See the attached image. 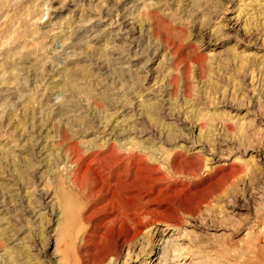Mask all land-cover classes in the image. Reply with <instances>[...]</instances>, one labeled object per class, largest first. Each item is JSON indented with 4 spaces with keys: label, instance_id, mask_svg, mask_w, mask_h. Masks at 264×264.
<instances>
[{
    "label": "rangeland",
    "instance_id": "obj_1",
    "mask_svg": "<svg viewBox=\"0 0 264 264\" xmlns=\"http://www.w3.org/2000/svg\"><path fill=\"white\" fill-rule=\"evenodd\" d=\"M196 2L0 0V264H264V177L253 154L264 145V0ZM131 5L133 53H145L137 68L156 57L154 73L166 77L150 85L139 69L112 64L120 27L109 25ZM159 26L176 28L175 38ZM147 93L153 100L140 107ZM169 106L191 128L180 125L189 148L180 191L156 192L146 228L116 219L94 195L73 229L58 201L56 248L45 194L66 192L71 156L110 152L107 130L134 138L131 121L160 126Z\"/></svg>",
    "mask_w": 264,
    "mask_h": 264
},
{
    "label": "bare ground",
    "instance_id": "obj_2",
    "mask_svg": "<svg viewBox=\"0 0 264 264\" xmlns=\"http://www.w3.org/2000/svg\"><path fill=\"white\" fill-rule=\"evenodd\" d=\"M172 1L180 2V0ZM217 1L219 0H216V2ZM221 1H226L230 4L233 0ZM198 2L201 5H207L210 0H197L196 3L198 4ZM133 8V5H131L120 10V12H118L120 16L118 18L120 19L116 21L112 20L109 25V28L114 25L120 27L112 39L114 46L111 47V53L114 70L123 74L134 72L137 68L138 61L143 58V55L139 54L143 52H137L135 55L133 53V49L136 47V44L134 43L136 31L134 30V26L130 27L133 24L129 23V20L127 19V16L131 13ZM96 26L93 27L96 28ZM155 28L156 27L154 26L153 29ZM176 30L177 29L174 27L165 28L159 26V28H157L159 34L167 36L169 40L175 38L174 35ZM95 38L96 36L93 40L99 42V40ZM167 47L171 48L172 45ZM172 52L173 50H170L169 52L168 49L166 51V53ZM155 58L156 57L146 60L144 66H147V70L145 67L142 68V65L137 68V70H140L139 72H143L145 76L144 79L148 85H150L151 82L156 83L158 78H166L155 75L154 71H156L157 68L153 70L152 67V65L156 63ZM3 61V59H0V62ZM137 70L136 72H138ZM145 91H148V88ZM149 96L150 94L147 93L146 96L142 97L143 101L141 105L143 106L140 105V107H149L145 106L153 100V98L150 99ZM169 109L172 113L165 115L163 118L164 122H158L160 126H157L156 124L147 125V123L143 122L144 118L141 119L140 117L135 121H131L134 124V128H131L133 131L132 134H136V137L134 138L123 137L122 133H119L120 131L115 130L116 128L107 130L105 135L109 140H106L105 144L112 149L110 152L105 151L102 154H93L90 152L86 158L80 157L79 153H74L71 156L72 160H74L72 161L73 164H76L77 167L74 169L73 175H71L72 178H70L67 183L68 189L66 192L63 191V193H60L61 189L60 191L58 190L59 193L56 195L48 194L50 191L45 194V201H49L53 207V221L57 224V228L55 229L57 234H55V236H59L54 240L56 248H58V241L61 240L63 236V233H60V228L65 226L63 222H60L61 215L64 212L61 210L62 208L59 206L60 203L58 204V201L61 202L62 205L63 203L65 204V213L68 215V222L70 226H73V229L76 224L77 209L82 203H85L86 205L92 203L94 195L98 198L97 200L105 203L107 208L113 211V216H115L116 219L120 218L129 220L130 223L136 227L144 226L146 228L151 221L152 224L154 221L153 215L155 212H152L153 210L151 211L152 208H150V204L155 203L157 200H161L159 197L160 195L156 192L168 193L169 191H172L176 193L180 191L178 189L180 186V183H178V177L181 175L180 167L182 170L180 163H183L180 162V159H183V154H187L189 151L187 150L189 148L184 147L187 142L184 141V139L187 136H185V133L187 132L190 134L191 128L180 123V114L176 112V110L171 109L170 106L167 107V110ZM136 116L132 114L131 118ZM140 116H142V114H140ZM180 125L182 126L181 131L185 132L184 134L180 133ZM190 145L193 146L194 144L191 143ZM223 150L224 149L222 148L214 150L212 160L216 161V163L221 162L224 156ZM41 151H43L42 148L40 152ZM38 154L39 156L37 157H40V155L42 157L44 155L39 152ZM253 154L259 164V169H256V171L264 177V145H262V147H257V149L253 151ZM42 158L44 160L48 158V156L46 157V155H44ZM87 175H90L92 178L89 177L90 180H92V183L90 184H92L93 187L91 189H85V186L80 184L83 182V179L85 180ZM84 182L86 183V181ZM169 195H171V193ZM162 197L165 196L162 195ZM55 208L57 211L54 215ZM169 210L176 214L172 220L175 221L180 215L179 210L177 211L176 208H170ZM1 216L3 218V211L0 210V217ZM161 222L162 225L167 226L168 228H176L178 226L172 222L171 224L169 221ZM84 237L86 236L84 235ZM62 241L63 240H61V242ZM166 245L168 248L169 244ZM63 253L66 258L67 249L63 251ZM56 254L58 255V251L55 252V255Z\"/></svg>",
    "mask_w": 264,
    "mask_h": 264
}]
</instances>
